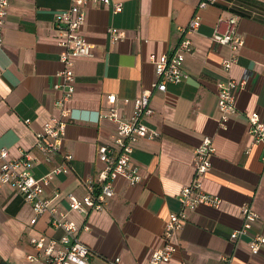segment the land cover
I'll list each match as a JSON object with an SVG mask.
<instances>
[{
	"label": "crops",
	"instance_id": "obj_1",
	"mask_svg": "<svg viewBox=\"0 0 264 264\" xmlns=\"http://www.w3.org/2000/svg\"><path fill=\"white\" fill-rule=\"evenodd\" d=\"M111 5L88 4L81 32L93 55L74 61L75 91L69 101L74 119L67 124L62 150L71 157L69 172L56 175L45 194L67 210L66 193L82 195L86 179L98 182L103 163L97 156L100 143H113L116 123L100 113L107 111V95L117 96L115 107L129 117L132 98L148 88L155 77L151 53H170L183 36L189 20L199 14L201 22L189 33L193 49L184 60L186 78L154 90L149 104L153 113L146 123L156 138L134 143L132 161L141 180L130 184L124 176L113 180L114 195L105 209L67 216L79 226L78 237L91 250L89 264H106L116 256L120 264H150V253L163 244L161 231L171 211L180 209L177 195L194 176L193 151L200 141L212 138V167L201 178L203 187L221 197L218 208L199 205L188 211L183 227L173 237L176 251L163 264H264V248L252 253L248 240L264 234V144L253 143L247 114L257 112L264 120V0H219L198 8L199 0H111ZM68 0H10L0 47V146L9 156L28 151L38 158L32 173L41 176L59 160L46 162L36 146L35 132L52 116L62 86L57 75L61 46L53 25L54 12L68 7ZM236 15L244 37L239 59L229 71L222 66L228 48L212 39L220 18ZM123 29L125 37L109 43L107 29ZM250 73L247 84L237 89V112L222 126L218 120L217 80L239 79ZM59 84L58 86H56ZM128 97L129 102L123 101ZM29 118L26 123L24 119ZM251 202L258 213L246 235L236 242L232 230L242 226V204ZM31 205L10 185L0 189V264H44L29 261L35 253L31 236L58 238L48 215L34 224ZM88 225V228H83Z\"/></svg>",
	"mask_w": 264,
	"mask_h": 264
},
{
	"label": "built area",
	"instance_id": "obj_2",
	"mask_svg": "<svg viewBox=\"0 0 264 264\" xmlns=\"http://www.w3.org/2000/svg\"><path fill=\"white\" fill-rule=\"evenodd\" d=\"M68 7L54 12L53 25L58 32V44L61 46L59 61L62 69L58 71L62 91L56 99V105L60 108L59 116H52L42 123L35 132L36 146L43 154L46 162L53 159L59 162L45 171L41 176L32 173L33 166L39 161L36 156L28 151H21L18 156H9L7 147L0 146V189L3 185H10L19 191L24 200L31 205L33 216L30 223L34 224L40 215L47 214L49 225L61 230L58 238L45 234L31 236L30 244L36 250L29 253L26 258L29 261H42L44 264H89L91 250L87 244L78 237L79 226L70 219L67 214L72 211L87 213L88 211L105 209L107 201L114 195L113 180L117 176H124L130 184H137L141 180V173L137 164L131 159L134 143L141 138H156L159 132L146 123V118L153 113L149 104L151 93L154 90L165 91L167 83L182 82L187 73L184 69V60L187 53L193 49L189 33L195 32L200 25L201 18L195 14L183 29V36L170 53H151L149 59L154 65L155 77L148 88L133 97V111L129 117L120 115L115 107L117 96L114 93L107 95L109 107L107 111L100 113L103 117L116 123L113 135V143H100L97 147V156L103 163L99 179L94 183L93 179H86L87 190L82 195L68 192L65 195L67 210L64 211L57 204L52 203V198L59 191L54 188L52 196L45 194V189L51 185L53 178L58 174L69 172L70 167L65 161L70 159L68 153L62 150L66 127L74 119L69 101L75 91L74 61L78 57L93 55L91 44L82 35L84 22V7L88 4L111 5L113 13L122 11L120 2L111 0H68ZM219 0H199L198 8H205ZM10 0H0V47L3 43L4 24L8 15ZM238 19L236 15L220 18L212 33L213 41L225 45L228 54L222 59L225 71L238 62L239 50L244 44V37L238 31ZM109 43H115L124 38L126 33L116 26L107 29ZM250 77L247 71L239 78H221L217 80V108L218 120L225 126L230 117L237 112V89L244 87ZM57 84L56 86H58ZM124 97L125 103L129 102ZM248 132L253 143L264 144V120H261L257 112L247 114ZM26 123L29 118L24 119ZM215 147L211 137H204L193 151L194 176L190 183L183 185L177 195L180 209L171 211L165 220L161 236L163 244L153 250L149 255L150 264H163L168 262L176 245L173 242L174 234L183 227L188 217V211L196 209L199 205H207L218 208L221 197L207 191L203 187L201 178L212 167V155ZM264 164V154L261 155ZM243 223L238 229L230 232L229 238L236 242L240 236L246 235L252 224L257 220L258 213L251 202H246L240 207ZM87 229L88 225H83ZM250 252L255 253L264 248V234L255 233L248 240ZM106 264H120V257L116 256Z\"/></svg>",
	"mask_w": 264,
	"mask_h": 264
}]
</instances>
